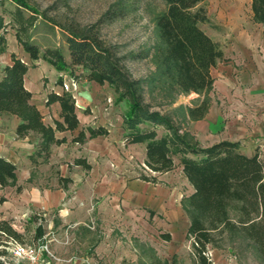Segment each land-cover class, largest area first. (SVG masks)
Masks as SVG:
<instances>
[{"label": "rangeland", "instance_id": "1", "mask_svg": "<svg viewBox=\"0 0 264 264\" xmlns=\"http://www.w3.org/2000/svg\"><path fill=\"white\" fill-rule=\"evenodd\" d=\"M27 1L37 13L26 37L42 51L59 48L69 61L67 28L90 29L114 47L133 77H144L153 70L151 60L142 54L154 43L153 18L165 9L162 0ZM205 4L210 21L200 27L224 51V59L212 69L211 115L188 125L175 117V124L187 125L202 146L229 135L247 143L246 149L258 151L264 159V24L254 20L251 0H205ZM15 8L12 0H0L1 31L8 45L7 52L0 54V70L13 52L36 66L17 39L12 20ZM131 52L135 58L128 56ZM38 62L30 76L31 85L57 86L61 72L45 60ZM63 74L65 86L56 88L73 93L83 128L92 127V115L103 117L111 136L96 146L90 145L92 138L79 144L73 141L77 134L67 133L66 141L54 146L48 161L36 152L37 135L23 145L4 147L17 164L22 190L0 188V199H4L0 218L10 220L24 234L25 243L43 240L49 244L51 253H43L40 264H195L193 238L188 234L190 220L182 207V199L193 187L181 168V156L175 155L176 166L170 172L152 171L142 144L127 145L119 139L121 115L128 102L119 100L108 83L89 80L79 67ZM197 96L180 95L169 111L173 113V107L189 104ZM43 110L47 115L49 110ZM158 131L159 135L167 132L163 126ZM97 148L100 155L95 157ZM85 153L94 170L76 164L78 158L89 161ZM142 175L156 176L158 182L146 181ZM60 177L73 179L67 190L61 187ZM160 204L169 210L179 205L185 218L170 220ZM38 225L43 227V236L35 240ZM164 233H170L171 239L166 240ZM206 253L211 264H264V249L258 251L237 234L217 233ZM3 258L11 261L9 254Z\"/></svg>", "mask_w": 264, "mask_h": 264}, {"label": "trees", "instance_id": "2", "mask_svg": "<svg viewBox=\"0 0 264 264\" xmlns=\"http://www.w3.org/2000/svg\"><path fill=\"white\" fill-rule=\"evenodd\" d=\"M12 1L16 4L12 13L16 36L31 61L45 60L59 72L79 67L89 80L112 86L118 99L128 102L122 115L124 143L143 144L146 164L152 171L163 174L173 170L175 155L181 156L183 172L194 188L182 199V207L190 220L188 234L193 238L195 264H211L206 251L217 233L240 235L258 251L264 249V159L258 151L243 152L239 141L224 139L202 146L187 126L208 114L215 82L212 69L224 59L220 43L200 27V23L210 21L205 0H162L165 9L157 11L153 18L154 43L142 54L151 60L153 70L136 78L121 62L114 47L105 44L90 29L67 28L69 61L59 48L42 51L26 37L35 25L36 9L27 0ZM251 8L254 20L264 24V0H251ZM1 26L0 54H3L8 45ZM128 56L135 58L136 54L131 52ZM11 61L0 70V113L20 118L16 127L19 138L32 133L40 137L36 152L48 161L52 145L66 141V137H57L56 133L79 128L76 98L68 89L49 91L46 105L58 102L60 118L54 120V125L46 123L41 109L32 100V91L25 86L30 65L14 52ZM56 84L65 86L62 75ZM192 93L198 96L191 103H181L173 107V113L169 111L180 95ZM175 117L187 125H176ZM160 126L167 132L159 135ZM99 135L108 136L109 129L102 125L88 127L80 130L73 141L84 144L88 137ZM76 164L85 170L92 168L85 158L76 159ZM141 178L158 182L156 176ZM72 181L71 177H60L65 190ZM8 186L22 190L17 164L0 155V188ZM3 201L0 199V203ZM34 218L38 219L36 215ZM42 236L43 227L38 225L34 238ZM162 236L171 239L170 233ZM23 239L24 234L10 220L0 219V264H7L3 255L9 254L8 242L25 243Z\"/></svg>", "mask_w": 264, "mask_h": 264}, {"label": "crops", "instance_id": "3", "mask_svg": "<svg viewBox=\"0 0 264 264\" xmlns=\"http://www.w3.org/2000/svg\"><path fill=\"white\" fill-rule=\"evenodd\" d=\"M6 53V52H5ZM23 61H25L26 63L27 60L26 58L23 56V55H18ZM29 58V57H28ZM12 61L9 60L7 61V64H11ZM39 63L38 61L35 62L36 66L35 67H31L29 68L26 76H25V86L30 90L32 91L33 93V102L36 103L38 105V107L41 109L43 115H44V121L48 124H52L54 125V120L55 119H58L60 118V105L58 102L56 103H53L49 106L46 105V100H47V93L51 90H55L57 92H61L60 90H58L56 87L58 86H61V85H58L57 86H50V87H45L43 83H41V85L39 87H36L35 85H31L30 83V76L31 74H33V70L35 69H38L39 67ZM6 64V65H7ZM29 64V63H28ZM38 65V66H37ZM5 66V65H4ZM62 76H65L63 74V72H61ZM41 75V74H40ZM36 97H40V101L37 100ZM46 108L48 111V114L45 115L44 113V110L43 108ZM50 109H52V113L50 111ZM77 110V109H76ZM77 114H78V118H79V121H80V125H79V128L75 131H65V132H57L56 133V136L57 137H65L67 133H71V134H77L79 133L80 130L84 129L81 122H82V117L81 115L79 114V111L77 110ZM211 115V108H210V111L208 112V114L206 115V117L202 120H208V118H210L209 116ZM91 116V115H90ZM49 118V119H48ZM92 118H94L92 124H90L92 127H97V126H105L109 129L110 131V134L108 136H105V135H99L97 137H94L92 138L89 142H90V145H96L98 143H101V141H104L106 140L108 137L111 136V130H110V126L108 125V122L105 120V118L103 117H99L98 119H96V117H94L92 115ZM202 120H199L200 122ZM122 121H123V118H122V115H121V120H120V133H119V139L121 142L124 143V140H123V133H124V130L122 128ZM20 122V118L17 117L16 115H9V114H6V113H0V155H3L5 157H7L8 159L12 160L13 162H15V160L13 159L12 155L8 152H6L4 150V147H8L9 144H18V145H23L24 141L29 138L31 135H35V134H30L24 138H19L16 134V127L18 125V123ZM211 123H213L212 121H210ZM11 134H13L11 136ZM195 134L198 135V132H196ZM106 138V139H105ZM232 140V141H239L240 142V149L243 151V152H246L248 154H251L252 151L246 149V144L245 142L241 141L239 138H235V137H232V136H229V135H226V136H222V138H218L217 140H214L211 144L215 143V142H218L220 140ZM37 149H38V142L40 141V137L37 138ZM197 140H201V139H197ZM208 140V138L206 139ZM10 141V142H9ZM12 142V143H11ZM125 144V143H124ZM209 144V145H211ZM36 145V144H35ZM129 145H141V144H129ZM143 145V144H142ZM54 146H57V145H52L51 147V155H50V158L49 160L51 159V156L53 154V148ZM144 146V145H143ZM36 147V146H35ZM145 147V146H144ZM145 149V148H144ZM99 150H101L100 148H97V151L95 152V157L96 156H99L100 153ZM145 154H146V151H145ZM85 157H88L89 161L88 163L91 164L92 168L91 170H94L95 167H93L92 165V161L90 159V157L85 153ZM16 163V162H15ZM181 168L183 169L182 165H181ZM170 172V171H169ZM167 173V172H166ZM154 187H156L154 184H153ZM129 187V186H128ZM193 187V186H192ZM6 188V187H5ZM193 191H194V188H193ZM161 208L163 211H165V214H167L168 218L171 220H181L182 218H185V213L184 211L182 210V208L179 206V205H175L171 210H169L166 206H164L163 204H160ZM161 210V211H162ZM162 211V212H163ZM0 219H6V218H0ZM190 224V223H189Z\"/></svg>", "mask_w": 264, "mask_h": 264}, {"label": "built area", "instance_id": "4", "mask_svg": "<svg viewBox=\"0 0 264 264\" xmlns=\"http://www.w3.org/2000/svg\"><path fill=\"white\" fill-rule=\"evenodd\" d=\"M11 261L7 264H40L43 253H51L49 244L43 240H39L36 244L20 243L17 241H9L7 245Z\"/></svg>", "mask_w": 264, "mask_h": 264}]
</instances>
